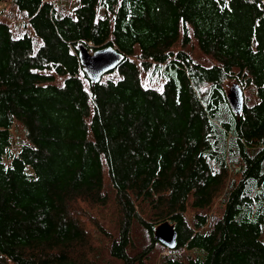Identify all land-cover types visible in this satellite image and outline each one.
Returning a JSON list of instances; mask_svg holds the SVG:
<instances>
[{"label":"trees","instance_id":"1","mask_svg":"<svg viewBox=\"0 0 264 264\" xmlns=\"http://www.w3.org/2000/svg\"><path fill=\"white\" fill-rule=\"evenodd\" d=\"M13 2L41 45L0 22V264H154L163 222L161 264H264L263 1ZM78 45L122 61L92 84Z\"/></svg>","mask_w":264,"mask_h":264},{"label":"rangeland","instance_id":"2","mask_svg":"<svg viewBox=\"0 0 264 264\" xmlns=\"http://www.w3.org/2000/svg\"><path fill=\"white\" fill-rule=\"evenodd\" d=\"M54 2L60 12L64 14H72L73 10L76 6V0H47ZM264 3V0H262ZM0 22L6 23L9 25L10 31L14 38L20 37L23 34H27L34 38V51H36L41 45V40L37 38L28 24V21L24 15V13L17 9L16 5L14 4L13 0H1L0 1ZM185 49L190 56L198 61L204 62L205 65H210L212 62L209 58L201 55L199 52L197 45L193 42L190 43L189 47H182ZM175 49H178L176 47ZM92 53V51L90 50ZM136 61V59H134ZM138 63V62H137ZM53 75V79L51 80V84L55 86H61L64 81V76L55 75L53 72L47 73ZM140 83L145 88H152L155 90L160 91L162 89V80L160 78H151L148 73L144 70H140ZM233 85L230 84L229 88ZM228 88V90H229ZM243 92V91H242ZM244 98V93H243ZM220 200H217L212 210L209 212V217H219L221 215L222 207L220 205ZM100 221L104 225V228L107 232L112 233L115 230L116 225V217L113 209L109 207L106 209L100 216ZM167 249L157 250V252L153 255L152 261L154 264H161L162 256L168 255ZM102 257L106 260L105 264H112V260L107 258V256L102 254Z\"/></svg>","mask_w":264,"mask_h":264},{"label":"water","instance_id":"3","mask_svg":"<svg viewBox=\"0 0 264 264\" xmlns=\"http://www.w3.org/2000/svg\"><path fill=\"white\" fill-rule=\"evenodd\" d=\"M77 50L79 63L92 84L99 82L102 76L116 69L122 61L121 54L113 46H106L91 53L84 45H78ZM227 99L233 112L239 115L243 106V92L238 85L233 84L229 88ZM153 238L168 250L176 248L177 234L168 222L161 223L154 230Z\"/></svg>","mask_w":264,"mask_h":264}]
</instances>
